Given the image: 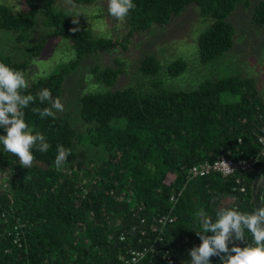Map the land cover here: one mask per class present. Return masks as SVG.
I'll use <instances>...</instances> for the list:
<instances>
[{
    "label": "trees",
    "instance_id": "1",
    "mask_svg": "<svg viewBox=\"0 0 264 264\" xmlns=\"http://www.w3.org/2000/svg\"><path fill=\"white\" fill-rule=\"evenodd\" d=\"M73 1L85 6L98 0ZM16 3L20 6L15 7ZM133 3L128 16L118 20L127 29L118 40L96 36L89 29L71 32L72 21L53 0L0 1V30L17 33V43L29 39L37 15L46 27L42 36L31 40L30 55L14 59L0 52V62L23 71L27 78L31 59L42 54L49 38L57 37L71 44L74 55L68 63L39 71L23 92L36 97L24 109L25 121L46 137L51 145L48 151L33 149L32 166L25 168L0 143V264H125V260L130 264H190V250L201 243L197 235L202 230L201 211L214 221L220 208L254 210L252 183L264 168L258 142L264 135V99L252 76L209 77L193 89H168L154 79L153 89L147 92L133 87L82 91L77 98L79 116L94 123L86 131L88 141L106 152L99 162L77 149L80 133L68 117L39 115L50 103H41L37 93L47 88L53 99L60 98L67 77L86 55L125 49L132 34L153 25L163 27L191 5L197 7L190 10L198 9L207 23V16L211 19L197 40L201 63L217 61L233 49L237 13L239 20L249 14L250 29L264 33V0ZM139 65L151 76H157L161 68L152 54L143 55ZM185 69L186 62L176 59L167 66V74L175 77ZM91 73L96 82L112 86L121 70L94 66ZM222 93L236 100L222 101ZM4 134L0 128V135ZM58 145L71 150L60 170L55 165ZM251 155L257 162L248 171L226 176L189 173L192 165L204 161ZM245 237L252 242L247 230ZM133 251H143L144 256L133 262ZM210 260L222 264L218 256Z\"/></svg>",
    "mask_w": 264,
    "mask_h": 264
},
{
    "label": "rangeland",
    "instance_id": "2",
    "mask_svg": "<svg viewBox=\"0 0 264 264\" xmlns=\"http://www.w3.org/2000/svg\"><path fill=\"white\" fill-rule=\"evenodd\" d=\"M1 1V0H0ZM58 10L65 11L68 18L74 12H81L79 16L80 28L89 29L94 35L117 38L121 40L127 33L126 27L112 17L108 11V1L98 0L93 4L82 6L74 2L75 7L68 5L66 0H53ZM15 7L20 6L18 3ZM197 7L191 5L184 9L171 22L163 27L153 25L144 32L132 34L126 42L125 49L119 47L107 53L86 55L79 64L77 70L67 77L64 83V91L59 98L64 105V110L53 109L56 115H65L71 125L80 133V143L77 149L84 150L89 159L101 161L106 152L102 147L90 145L86 132L93 122H86L79 116L77 98L82 91H102L133 87L139 91H151V82L158 79L163 86L172 90L193 89L199 83L209 77H225L233 74L248 75L254 77L259 94L264 99V33L260 29H250L249 14L238 19L236 15L237 30L234 35L236 40L233 49L221 59L201 63L199 59L197 40L199 34L210 24L211 19L199 15ZM72 27H75L73 25ZM246 29V31H245ZM46 32V27L41 23V16L37 15L35 26L29 31V39L22 44L17 43V33L0 30V52L20 59L31 54L32 39H37ZM237 37V39H236ZM71 44L64 38H49L42 54L33 57L30 61L27 80L30 81L39 71L50 70L59 64L68 63L73 58ZM152 54L158 58L161 64L157 76L145 75L139 68L143 55ZM182 59L186 62V69L175 77L167 74V66L171 61ZM111 65L121 70L120 75L112 86H106L94 80L91 68L94 66L105 67ZM222 101H235L228 93L220 95ZM114 121L112 124H115ZM3 180L0 177V185Z\"/></svg>",
    "mask_w": 264,
    "mask_h": 264
},
{
    "label": "clouds",
    "instance_id": "3",
    "mask_svg": "<svg viewBox=\"0 0 264 264\" xmlns=\"http://www.w3.org/2000/svg\"><path fill=\"white\" fill-rule=\"evenodd\" d=\"M73 8V0H66ZM135 8L133 0H108L109 14L123 21L130 10ZM74 12L71 32L79 31V16ZM29 87L23 71L0 62V128L5 130L0 135V143L4 149L19 158L20 165L30 168L34 161L33 149L47 152L51 145L46 137L34 131L25 121L24 109L34 103L36 97L23 94ZM41 103L48 101L50 107L39 112L41 118H55V112L63 111L64 105L59 98L53 99L49 89L44 88L37 93ZM71 150L63 145L57 146L55 165L60 170L67 161ZM201 231H197L201 243L190 250V264H211L210 257L218 256L222 264H264V203L253 211H240L237 207H224L216 211L215 220L201 211L198 215ZM245 230L251 233L252 242L248 243ZM211 232V235H205ZM237 241L244 243L241 247ZM232 245L229 247V245Z\"/></svg>",
    "mask_w": 264,
    "mask_h": 264
},
{
    "label": "built area",
    "instance_id": "4",
    "mask_svg": "<svg viewBox=\"0 0 264 264\" xmlns=\"http://www.w3.org/2000/svg\"><path fill=\"white\" fill-rule=\"evenodd\" d=\"M258 142L261 144V147H262L261 154L264 155V135L258 138ZM256 162H257V157L252 156V155L248 157H238L235 159L222 157L212 162L204 161L199 164L192 165L189 168V173L192 176H205L212 172H218L221 175L226 176V175L234 173L237 170H241V171L251 170L255 166ZM239 189L240 191H243L244 187H239ZM14 229L16 230V234H18L17 225L14 226ZM18 239L19 238L16 237L14 241L16 242ZM143 250L145 251V248ZM133 253L135 254V256L131 258V261L133 262L140 260L144 256L143 251L142 252L133 251ZM117 264H120V263H117ZM125 264H130V261L125 260Z\"/></svg>",
    "mask_w": 264,
    "mask_h": 264
},
{
    "label": "water",
    "instance_id": "5",
    "mask_svg": "<svg viewBox=\"0 0 264 264\" xmlns=\"http://www.w3.org/2000/svg\"><path fill=\"white\" fill-rule=\"evenodd\" d=\"M253 203L254 209L262 203V194L264 189V168L260 169L253 180Z\"/></svg>",
    "mask_w": 264,
    "mask_h": 264
}]
</instances>
